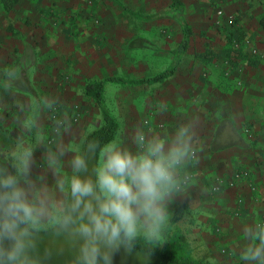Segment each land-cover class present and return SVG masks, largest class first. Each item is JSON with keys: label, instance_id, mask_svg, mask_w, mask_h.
Wrapping results in <instances>:
<instances>
[{"label": "crops", "instance_id": "0c3cea01", "mask_svg": "<svg viewBox=\"0 0 264 264\" xmlns=\"http://www.w3.org/2000/svg\"><path fill=\"white\" fill-rule=\"evenodd\" d=\"M164 1L0 0V162L8 161L14 150L27 146L33 151L32 167L42 166L59 145L68 151L60 160L69 168L81 138L99 127L101 121L98 125L95 120L85 121L83 126H68L64 113L58 114L66 125L58 136L56 121L48 120L49 110L55 108L60 113L62 110L55 105H70L80 95L88 96V83L83 82V77L94 71L97 54L115 55L113 49L123 44L133 50L139 45L134 42L137 38L142 40V47L148 44L150 34L134 33L135 8L141 11H137L139 14H167L169 18L161 20L179 29L178 21L170 15L181 12L183 6L185 15H191L192 20L185 23L197 30L205 29L204 2ZM210 1L223 9L221 21L230 34L228 40L236 37V52L230 47L224 57L227 71L236 70L237 82H163L164 79L126 82L132 86L124 93L121 88L112 90L113 97H125V102H131L126 122L117 129L113 140H121L132 150L136 149L133 136L138 127L166 133L179 120L196 122L195 156L181 172L186 181L169 203L167 225L172 230L173 225L179 226L178 233L190 246L208 244L209 233L230 223L235 187L243 216L253 220V214L264 213V29L259 22L262 0ZM231 19L236 21L232 24ZM179 34L178 42L161 35L156 40L181 54L188 42L192 43V36L189 32ZM108 83H103V89ZM139 100L137 110L132 104ZM75 109L79 111L78 106ZM100 159L99 154L97 163ZM234 166L247 170L248 176L230 188L224 176ZM32 172L37 182H43V174L38 177ZM217 179L224 181L219 189L214 188ZM175 213L178 218L171 219Z\"/></svg>", "mask_w": 264, "mask_h": 264}, {"label": "clouds", "instance_id": "9594fccd", "mask_svg": "<svg viewBox=\"0 0 264 264\" xmlns=\"http://www.w3.org/2000/svg\"><path fill=\"white\" fill-rule=\"evenodd\" d=\"M65 127L55 122L58 136ZM196 137V122L189 118L166 133L138 127L135 150L119 139L101 144L85 136L69 161L72 174L57 176L63 200L34 179L31 147L14 150L0 162V264H51L54 251L42 246L44 234L71 248L69 264H114L117 252L136 254L139 241L147 245L142 264H149L151 245L170 221L169 203L186 181L181 172L195 156ZM97 153L101 159L89 175ZM66 155V148L55 146L50 166ZM241 231V264H264V222H249Z\"/></svg>", "mask_w": 264, "mask_h": 264}, {"label": "rangeland", "instance_id": "374dc122", "mask_svg": "<svg viewBox=\"0 0 264 264\" xmlns=\"http://www.w3.org/2000/svg\"><path fill=\"white\" fill-rule=\"evenodd\" d=\"M163 3L164 0H159ZM205 3L206 19L203 27L205 29L197 30L193 25L186 24L185 21H192L187 14L186 8L183 10L181 6V12L170 15V18H174L178 21L179 29L174 24L165 23L161 19L169 18L165 15H155V13L139 14L138 9L135 8L134 14V33L139 34L144 31L147 35L150 34V40L147 45L142 47L140 38L135 39V47L133 50H128L126 45H119L116 50V54H97L95 56L96 62L94 63V71L86 72L83 77V82L90 83L96 80H104L109 86L107 89H103L102 99L106 109L114 116L118 123V128H123L126 117L125 115L130 110V103L125 102V97L122 100H118L113 97V87L121 88L122 92L131 88V80H137L142 77H149L156 75L164 70H171L170 75L163 82H237L236 70L227 71L225 67L226 59L224 57L225 51L230 47L233 52H236L237 46L235 45L236 37H231L228 40L230 34L225 30V25L221 21L223 18V9L216 4L215 1L201 0ZM165 2V1H164ZM94 4H92L93 6ZM188 8V7H187ZM222 11V15L218 14V11ZM124 11V10H123ZM184 11V13H183ZM141 12V11H139ZM145 12V10H144ZM124 15V14H123ZM155 15V17L153 16ZM146 16V17H144ZM160 19V20H157ZM232 24L236 21L231 19ZM180 22V23H179ZM125 34V29H123ZM189 32V41L185 50L182 53L168 50L164 48L160 42L156 40L157 36H165L167 40H175L178 42L179 33ZM209 34H206V33ZM195 33L196 35H193ZM197 33H199L197 35ZM237 34V32H236ZM237 36V35H236ZM153 37L155 39H153ZM176 37V38H175ZM175 38V39H174ZM208 38V39H207ZM235 40L232 42V40ZM232 42V43H231ZM223 44V45H222ZM236 49V50H235ZM192 77H191V76ZM122 78L126 81L117 82L106 80L107 78ZM141 87V85H139ZM106 90V91H105ZM136 99V98H135ZM132 105L137 107L141 106V101L134 102ZM60 113L66 116V125L70 126H83L85 121L102 122L100 108L93 98L90 96L80 95L79 100H74L70 105H55ZM74 106H78V110H74ZM68 108V110L66 109ZM54 108L49 110V121H60L61 117L58 115L56 120H52L50 114ZM71 110V111H70ZM70 111V112H69ZM83 111V112H82ZM69 113V114H68ZM77 115V121H73L72 117ZM52 125V124H51ZM250 141H253V136L248 137ZM63 162L60 160L59 164L53 168L50 166L49 161L43 162L42 166H34L32 170L38 177L43 174L42 180H38L40 184L52 190L58 200L65 198L64 193L57 188V176H70L72 174L71 167H64ZM240 170L239 167H231L230 173L224 176L231 184L230 188L239 184L240 180L232 178L234 173ZM216 182V180H215ZM214 182V183H215ZM235 193L232 200L235 205L232 210V217L229 224H224L223 229L218 231H212L210 236L208 235V244H201V246H190L191 244L184 238L179 240V246L181 253L200 264H241V260L238 254L239 249L242 247V242L245 241V234L241 231V226L244 224L261 223L264 222V213L253 214L252 219L248 220V217L243 216L239 210L242 208V201L239 198L240 195L236 193V187L233 189ZM231 212V211H230ZM245 218V220H244ZM226 229H225V228ZM174 230L167 227L161 241L170 242L174 239V236L178 233L179 226L173 225ZM181 233V229H180ZM183 237V236H182ZM42 246H49L54 251V256L51 264H69L72 258V250L65 244L62 238H57L51 234H44L42 236ZM139 257V258H138ZM154 259L153 255L150 257V261ZM143 252H136L134 255H125L121 252H117L115 255L114 264H142Z\"/></svg>", "mask_w": 264, "mask_h": 264}, {"label": "trees", "instance_id": "16d2710c", "mask_svg": "<svg viewBox=\"0 0 264 264\" xmlns=\"http://www.w3.org/2000/svg\"><path fill=\"white\" fill-rule=\"evenodd\" d=\"M4 1V0H3ZM14 2L16 0H13ZM260 25L264 29V0H262V14L260 16ZM171 73V70H164L156 75L139 78L137 80H131V82H161L166 79ZM106 80L124 82L126 80L122 78H107ZM103 83L104 80H96L90 82L85 90V93L94 99L97 105L100 108L102 122L99 127L93 129L90 133H88L89 138H95L99 140L101 144L112 141L116 135L118 129V123L114 116L106 109L103 104L102 92H103ZM99 157V153L95 157H92L89 162V175L91 174V170L97 164ZM178 214H174L171 219H177ZM181 234L177 233L170 242L161 241L151 245L152 251L151 255H153L154 259L149 262V264H200L196 261L187 258L181 253L179 240H183ZM147 245L144 241H139L137 243V251L143 252L145 251Z\"/></svg>", "mask_w": 264, "mask_h": 264}, {"label": "built area", "instance_id": "2783aa9c", "mask_svg": "<svg viewBox=\"0 0 264 264\" xmlns=\"http://www.w3.org/2000/svg\"><path fill=\"white\" fill-rule=\"evenodd\" d=\"M217 13L222 15V11H220V10H219ZM50 117H51L52 120H56V119H57V117H58V112H57V110H56L55 108L53 109V111H52ZM77 119H78L77 115H74V116L72 117V120H73V121H77ZM247 176H248V172H247V170H243V169H241V170H237V171L234 173V175L232 176V178H237V180H239V179H243V178H245V177H247ZM227 183H228L229 185L231 184V182H230L229 180H227ZM222 184H224V181H223V180H220V179H217V183L215 184L214 188H215V189H219V188L221 187Z\"/></svg>", "mask_w": 264, "mask_h": 264}]
</instances>
